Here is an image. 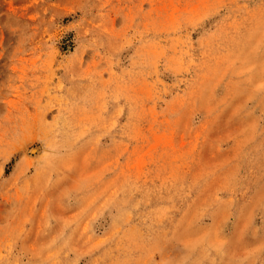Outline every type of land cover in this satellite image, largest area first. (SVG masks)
Here are the masks:
<instances>
[{
    "label": "rangeland",
    "instance_id": "obj_1",
    "mask_svg": "<svg viewBox=\"0 0 264 264\" xmlns=\"http://www.w3.org/2000/svg\"><path fill=\"white\" fill-rule=\"evenodd\" d=\"M0 264H264V0H0Z\"/></svg>",
    "mask_w": 264,
    "mask_h": 264
}]
</instances>
